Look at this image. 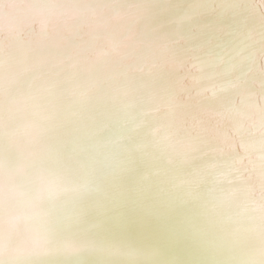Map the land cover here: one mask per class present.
Masks as SVG:
<instances>
[{
    "label": "snow or ice",
    "instance_id": "obj_1",
    "mask_svg": "<svg viewBox=\"0 0 264 264\" xmlns=\"http://www.w3.org/2000/svg\"><path fill=\"white\" fill-rule=\"evenodd\" d=\"M0 264H264V0H0Z\"/></svg>",
    "mask_w": 264,
    "mask_h": 264
}]
</instances>
